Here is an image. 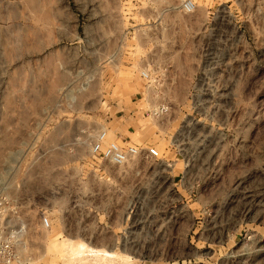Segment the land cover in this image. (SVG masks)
Returning a JSON list of instances; mask_svg holds the SVG:
<instances>
[{
	"label": "rangeland",
	"instance_id": "374dc122",
	"mask_svg": "<svg viewBox=\"0 0 264 264\" xmlns=\"http://www.w3.org/2000/svg\"><path fill=\"white\" fill-rule=\"evenodd\" d=\"M185 1L0 0L20 264H264V0ZM118 123L121 165L91 150Z\"/></svg>",
	"mask_w": 264,
	"mask_h": 264
},
{
	"label": "built area",
	"instance_id": "2783aa9c",
	"mask_svg": "<svg viewBox=\"0 0 264 264\" xmlns=\"http://www.w3.org/2000/svg\"><path fill=\"white\" fill-rule=\"evenodd\" d=\"M184 7L189 9L191 1H185ZM143 79L151 81L148 72L142 71ZM169 105L159 103L150 109V113L155 116H161L168 112ZM105 131L97 133L95 141L91 144V150L101 155L103 158L110 160L116 165H121L140 152L139 147L128 141L105 140ZM145 156L160 158L159 151L156 147L150 145L145 147ZM16 199L8 193L0 191V264H20L21 260L15 247V231L8 224L9 215L16 212ZM43 226H49V220L44 215L41 219Z\"/></svg>",
	"mask_w": 264,
	"mask_h": 264
},
{
	"label": "crops",
	"instance_id": "0c3cea01",
	"mask_svg": "<svg viewBox=\"0 0 264 264\" xmlns=\"http://www.w3.org/2000/svg\"><path fill=\"white\" fill-rule=\"evenodd\" d=\"M137 119H138L137 117H133L132 118L133 125H135L136 123H139V124L142 123V121H138ZM114 133H115V136L120 139V141H128V142H131V143L132 142H136V140H134L130 135H128L126 133L125 129L123 128L122 125H120V123L117 124V129L114 130ZM129 217H130V215H128V216H126V218L125 217L124 218L125 219H129Z\"/></svg>",
	"mask_w": 264,
	"mask_h": 264
}]
</instances>
